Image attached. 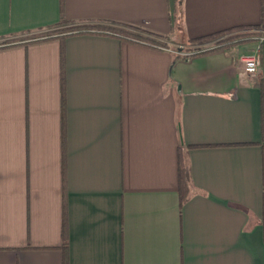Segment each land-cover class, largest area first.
I'll use <instances>...</instances> for the list:
<instances>
[{
    "label": "crops",
    "instance_id": "0c3cea01",
    "mask_svg": "<svg viewBox=\"0 0 264 264\" xmlns=\"http://www.w3.org/2000/svg\"><path fill=\"white\" fill-rule=\"evenodd\" d=\"M262 25L264 0H0V264H264Z\"/></svg>",
    "mask_w": 264,
    "mask_h": 264
},
{
    "label": "trees",
    "instance_id": "16d2710c",
    "mask_svg": "<svg viewBox=\"0 0 264 264\" xmlns=\"http://www.w3.org/2000/svg\"><path fill=\"white\" fill-rule=\"evenodd\" d=\"M179 5V3H177ZM66 23V21L61 20L59 22V24H63ZM262 27H264V25H262ZM93 28V27H92ZM90 28H88V26H70V27H65L61 30H58L56 32H58V37L61 38V40L66 37L68 34H75V33H83V32H99V33H103V34H111V35H115L121 38H125V39H131V40H135V41H139L142 42L144 44H149V45H153V46H158V41L152 37L149 33L144 32L140 29L134 28L132 29V27H121V28H100V31H96V30H89ZM94 29V28H93ZM225 32H221L218 33L216 35H210L208 37L205 38H200L197 39V41L203 40V39H212L215 38L217 36H219L220 34H223ZM251 38V37H249ZM249 38L247 39H242V41L240 42H236L237 43H243L247 40H249ZM66 224L63 221V236H66ZM66 264V259L64 260V263Z\"/></svg>",
    "mask_w": 264,
    "mask_h": 264
},
{
    "label": "rangeland",
    "instance_id": "374dc122",
    "mask_svg": "<svg viewBox=\"0 0 264 264\" xmlns=\"http://www.w3.org/2000/svg\"><path fill=\"white\" fill-rule=\"evenodd\" d=\"M66 27V24H59L55 28L47 30V33L53 34L58 30H61ZM260 33L255 32L250 29H232L229 30L223 34H220L219 36L212 38V39H203L200 41L194 42L193 45H201V47L205 48L209 45H214L216 47H228L230 45L236 44V42L242 41V39H247L250 36H254L255 38H259ZM213 42V43H212ZM2 43V42H0ZM238 44V43H237ZM197 48V47H195ZM249 53V52H248Z\"/></svg>",
    "mask_w": 264,
    "mask_h": 264
},
{
    "label": "built area",
    "instance_id": "2783aa9c",
    "mask_svg": "<svg viewBox=\"0 0 264 264\" xmlns=\"http://www.w3.org/2000/svg\"><path fill=\"white\" fill-rule=\"evenodd\" d=\"M261 41V38H258V43ZM213 43V42H212ZM158 47L160 48H164L166 50H171V51H174L176 52L177 54H181V55H188L189 53L193 54L195 53L196 51L197 52H201V51H205V50H210V49H213L215 48L216 46L214 45H209L208 47H201V45H196L194 46L193 48L196 49V51H192V52H186V49L188 47H186L185 45H177L176 46V49L173 50V48L171 47V45L169 46H159ZM239 61H240V64H241V67L243 69V71H245L246 73H256L258 72L259 70V66H260V60H259V44H257L252 50L251 52L249 53H245V54H242L240 57H239Z\"/></svg>",
    "mask_w": 264,
    "mask_h": 264
}]
</instances>
